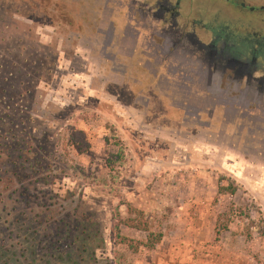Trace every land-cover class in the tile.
Returning <instances> with one entry per match:
<instances>
[{
    "label": "rangeland",
    "instance_id": "obj_1",
    "mask_svg": "<svg viewBox=\"0 0 264 264\" xmlns=\"http://www.w3.org/2000/svg\"><path fill=\"white\" fill-rule=\"evenodd\" d=\"M81 4L0 0V65L7 72L12 62L10 81L28 90V113L9 114L16 130L49 139L54 168L46 184H34L30 206L14 203L17 184L0 183V216L13 224H0V237L15 250L27 248L25 258L42 257L55 220L70 223L76 238L104 241L97 264H264V238L256 227L264 229V151L182 136L150 126L151 119L134 122L124 91L104 83L92 60L88 67L80 38L94 33L96 24L94 10ZM219 177L236 183L232 198L218 196ZM218 215L228 227L219 237ZM126 219L161 233L160 244L136 252L146 233L121 225ZM19 226L28 232H1ZM122 238L131 248L119 243Z\"/></svg>",
    "mask_w": 264,
    "mask_h": 264
},
{
    "label": "flooded vegetation",
    "instance_id": "obj_2",
    "mask_svg": "<svg viewBox=\"0 0 264 264\" xmlns=\"http://www.w3.org/2000/svg\"><path fill=\"white\" fill-rule=\"evenodd\" d=\"M79 1L95 16L88 67L134 122L263 154L264 0Z\"/></svg>",
    "mask_w": 264,
    "mask_h": 264
},
{
    "label": "trees",
    "instance_id": "obj_3",
    "mask_svg": "<svg viewBox=\"0 0 264 264\" xmlns=\"http://www.w3.org/2000/svg\"><path fill=\"white\" fill-rule=\"evenodd\" d=\"M2 67L0 65V72H4ZM12 67L13 63L11 62L8 71L4 72L3 75L0 73V108H3V111H0V183L17 184L19 189L13 190V194L16 196L14 203L23 200L26 206H30L31 203L27 199L31 197V191L35 189L34 184L38 180L46 184V178L54 170L50 163L53 155L52 151L46 147L49 141L48 138L45 137L41 140L33 133L25 132V128L16 130L17 125L14 124L15 121L9 112L28 113L27 107L23 105V97L24 94L28 93V90L21 88L24 86L22 82L15 84L10 81L15 79L11 71ZM24 77L28 78V74H24ZM11 91L17 92L16 97L18 99H12ZM26 120L30 121V117H26ZM106 164L109 166L110 162L107 161ZM218 182L217 194L219 197L232 198L235 195L237 191L235 182L224 177H219ZM4 189L8 190V185L4 184ZM2 209L5 210L6 206H3ZM224 215H218L216 220V234L218 237L228 228L227 225H222L221 222ZM5 216H10V213L7 212ZM15 223L19 224L20 222L15 221ZM62 223L64 222L55 220L50 222L54 238L52 243L44 249L43 256L38 258H25L24 254H28L27 248L22 247L20 249L18 247L15 250L14 246L11 247L5 238L0 237V264H97L96 251L104 248V241L99 239L97 245H93L92 237L76 238L71 233L76 232L77 229L72 231L70 223L67 222L64 226H61ZM0 224L13 225L9 223L8 219L3 220L1 216ZM20 224H25V222ZM121 225L146 233L145 240L137 243L136 252L138 248L152 251L162 241V234L151 232L146 224L134 223L133 220L126 219L122 221ZM256 227L264 238L263 227L261 228L259 225ZM1 232L11 236L14 232L16 234L27 233L28 229L19 226L14 230L12 228L1 229ZM84 234L86 232L82 228L80 235ZM246 236H250L249 231ZM17 238L19 239L20 236ZM77 239L80 240V245L75 247L78 242ZM88 239L90 242H88ZM119 243L131 248L130 241L127 239L122 238ZM74 252L77 253L74 255ZM56 253L58 256H56ZM22 257H24V260Z\"/></svg>",
    "mask_w": 264,
    "mask_h": 264
},
{
    "label": "crops",
    "instance_id": "obj_4",
    "mask_svg": "<svg viewBox=\"0 0 264 264\" xmlns=\"http://www.w3.org/2000/svg\"><path fill=\"white\" fill-rule=\"evenodd\" d=\"M163 239V238H162Z\"/></svg>",
    "mask_w": 264,
    "mask_h": 264
}]
</instances>
